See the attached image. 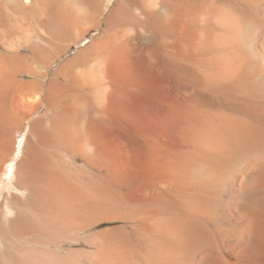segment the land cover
Instances as JSON below:
<instances>
[{"label":"bare ground","instance_id":"obj_1","mask_svg":"<svg viewBox=\"0 0 264 264\" xmlns=\"http://www.w3.org/2000/svg\"><path fill=\"white\" fill-rule=\"evenodd\" d=\"M113 1L0 0L9 240L118 200L91 264H264V0Z\"/></svg>","mask_w":264,"mask_h":264},{"label":"rangeland","instance_id":"obj_2","mask_svg":"<svg viewBox=\"0 0 264 264\" xmlns=\"http://www.w3.org/2000/svg\"><path fill=\"white\" fill-rule=\"evenodd\" d=\"M115 2L116 0L113 1V4ZM104 20L105 18H102L99 23L100 27L90 31L82 43L73 45L70 50L63 55L62 59L66 58V56L68 57L72 55L80 46H84L88 44L90 40L98 37L103 32V28H105ZM189 95L192 99V104L194 102H199L198 107L200 109L202 108L201 110L203 111L202 93L196 91L194 88H190ZM28 123L29 121L25 123L26 126ZM26 133L27 129L25 133L18 135L17 139L19 141V148H21L23 144L22 142L25 139L24 137ZM75 162L77 167L84 166L81 159H78ZM14 164L15 163H13V165ZM1 200L2 197L0 198V201ZM84 204H81V207L75 211L73 208L71 209V207L68 209L70 211L67 210L68 213H65L63 210L62 214H60V212L57 214L58 216L56 215L57 218H53L47 213L46 216L48 218L46 223H43L44 229L42 232H37L36 229H34V224H36L38 220L32 217L30 212L26 211L25 214L27 215L26 219L28 220L27 226L29 229L19 230L16 236L12 237V239L10 237V240L7 232V225L1 219L2 222L0 225L2 227V234L5 236V241L8 244L12 243V246H5L3 250H0V264H91L90 261L93 258L92 253L97 250V242L103 237H109V235H111L109 233H112V231L114 232L113 234L119 236L120 232L126 230L128 225H131V222L124 218L113 216L117 210L121 211L123 208L118 200H94L90 201V203ZM54 224L56 225L54 226ZM81 225L85 227L82 230H79L78 226ZM110 239H112V237H110ZM112 240L115 241L114 238ZM22 253L25 254L24 257V254Z\"/></svg>","mask_w":264,"mask_h":264}]
</instances>
